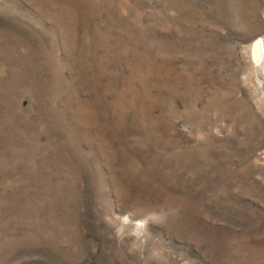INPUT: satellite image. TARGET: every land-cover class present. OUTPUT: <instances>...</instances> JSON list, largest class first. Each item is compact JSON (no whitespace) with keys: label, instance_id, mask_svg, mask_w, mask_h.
<instances>
[{"label":"rangeland","instance_id":"1","mask_svg":"<svg viewBox=\"0 0 264 264\" xmlns=\"http://www.w3.org/2000/svg\"><path fill=\"white\" fill-rule=\"evenodd\" d=\"M264 0H0V264H264Z\"/></svg>","mask_w":264,"mask_h":264},{"label":"bare ground","instance_id":"2","mask_svg":"<svg viewBox=\"0 0 264 264\" xmlns=\"http://www.w3.org/2000/svg\"><path fill=\"white\" fill-rule=\"evenodd\" d=\"M254 62L264 68V37L261 38L253 47Z\"/></svg>","mask_w":264,"mask_h":264}]
</instances>
